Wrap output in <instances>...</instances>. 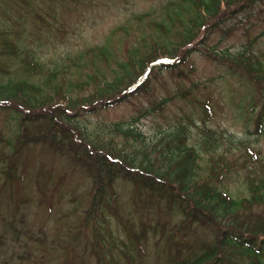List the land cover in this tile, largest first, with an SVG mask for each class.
Here are the masks:
<instances>
[{
  "label": "rangeland",
  "instance_id": "obj_1",
  "mask_svg": "<svg viewBox=\"0 0 264 264\" xmlns=\"http://www.w3.org/2000/svg\"><path fill=\"white\" fill-rule=\"evenodd\" d=\"M170 1L0 0V90L23 81L51 98L37 108L20 92L0 96V264H181L214 245L209 225L182 226L177 210L125 176L133 168L128 155L142 157L131 149L138 141L114 135V123L133 127L156 165L160 152L151 144L184 129L186 145L199 150L197 175L233 198L248 195V174L264 175V94L244 65L219 54L264 56V0H222L217 17L224 22L201 31L204 44L190 52L175 39L196 8L181 4L187 7L168 17ZM131 56L142 62L119 86L95 92ZM162 56L175 65L150 66ZM107 97L112 104L82 111ZM69 98L87 101L69 105ZM59 109L79 114L66 120ZM56 128L70 132L69 141L52 142ZM206 133L218 136L219 149L203 148ZM75 139L82 141L76 153ZM88 147L111 161L113 179L85 158ZM249 211L264 215L262 206ZM248 217L233 221L239 228ZM224 254L231 255L223 264H244L234 246H224Z\"/></svg>",
  "mask_w": 264,
  "mask_h": 264
},
{
  "label": "trees",
  "instance_id": "obj_2",
  "mask_svg": "<svg viewBox=\"0 0 264 264\" xmlns=\"http://www.w3.org/2000/svg\"><path fill=\"white\" fill-rule=\"evenodd\" d=\"M175 1L168 2L163 8L168 17L180 13V9L187 7L182 6L185 3H189L190 6L188 7L192 8L194 6L196 8L194 12H191L187 21H182L181 28L177 30L178 39L175 40L182 44L181 47L188 46L189 49L186 52L193 51L196 46L204 44L205 41L202 39V35H200L201 31H203L205 35V32L218 27L220 23L222 24L224 22H219L221 21L220 17H217L222 0ZM256 1L260 0H245V3L248 4ZM177 17L178 20L182 19L179 16ZM174 22L175 20H170V23ZM170 23L168 26H170ZM160 25L162 24H158L157 27H161ZM156 46L161 45L156 44ZM149 49L156 51L154 45L149 47ZM211 50V53H217L213 48H211ZM213 53L211 55L212 58L215 56ZM219 54L222 58L232 59V61L244 65V68L242 67V69L253 81L256 82L258 86L257 91L264 94V56L257 58L243 54L242 52H237L233 54V57L231 58L228 54ZM175 61L176 60L173 58L162 56L159 59L150 62V66L170 68L175 65ZM141 62L140 58L131 56L126 62L118 63L116 77L110 82L106 81L98 83L95 92L99 91V93H104L107 90L110 91L115 89V86H119L121 76L125 74L127 75L133 66L139 65ZM52 76L53 75L47 77V80L52 81ZM134 89L135 88L132 90ZM44 90L46 89L39 88L32 83L23 81L13 82L9 80L5 86H2L0 96L4 95L3 98L9 99L10 96L20 92L29 103L34 104L33 106L42 108L46 103L48 104L51 101L50 94H44ZM62 93L64 95L68 94L66 90H62ZM109 97L105 98L106 100L103 101L104 103L99 100L95 101L94 105H92L93 102H91L90 107H81L83 108L82 111L87 109L91 111L93 109L95 110V105L112 104L113 102L108 99ZM73 99L69 98V105H78L87 101V98H82L78 103ZM205 108L208 111V107ZM67 110L69 111L67 112ZM67 110L62 111L59 109V114H56L64 116L66 120L71 119L72 116L77 117L79 114L77 111L75 113H69L70 109ZM47 111L48 109L43 113H46ZM52 113H54V111ZM45 117L46 114L40 115V118ZM26 119L24 118V120ZM10 120H12V118ZM55 121L56 123L59 122L58 127L62 126V120L60 118L59 120L55 119ZM258 124L259 126H262L260 119L257 120V125ZM109 127L111 131L114 132V135L124 137L125 140L131 139L135 140V142L138 141V145L134 144L131 149L135 150L133 152L138 153L142 159L136 161L134 158L137 157H133L136 155H128V157H131V162H128V165L133 166V168H129L131 173L128 175L125 174V176L132 175V180L134 182L154 194L160 202H164L169 208L177 210L182 216V226L186 225V227H192L197 223L200 224V226L207 228L209 225L213 232L216 233L217 240L212 247H203L199 256L181 264H223L224 256L228 258L231 255H223L224 246H234L241 255L244 264L245 260L243 259L249 260L248 264H264V215L258 216L255 214L251 216L249 211L254 206L264 207V175L256 176L251 173L248 174L244 181L248 190V195L233 198L226 192L222 185L206 182L197 175L195 161L200 156L199 150L195 146L186 145L185 138L187 135L184 129L181 128L178 130L175 128L171 136L169 134L162 135V137H160V146L151 144V149L160 152V160L158 161L159 165H156L154 160L147 155V146L140 141L141 135L136 132L133 127L122 126V123H114ZM55 132L54 135L50 136V140L57 144L62 145L64 144V141L67 142L71 138L70 132L68 131L66 132L65 130L56 128ZM77 141L80 140L75 139L72 141L71 150L74 153L79 151V146H76L75 143ZM203 142V148L205 147L207 150L211 148H214V150L219 149L218 136L213 135L212 133H206V139L204 138ZM161 146L163 149L160 150ZM90 149L91 147H88V149L84 150L83 154L85 155V158L93 160L97 166L98 164L101 165L105 171H109V174L106 175L108 179H113L116 172L109 170L112 165L111 161H108L99 155L96 156L97 154L93 155L94 151ZM125 158L126 156L124 159ZM220 163L223 167H227V164L223 161H220ZM114 165L117 169H121L123 163H117ZM121 171L124 173L123 170ZM217 182L220 183L218 180ZM98 188L99 187H97V190ZM97 195L98 198L101 197V195ZM242 214H249V217L238 228L233 219ZM216 222H226L228 227L222 229L216 225ZM229 261L230 260H227V262Z\"/></svg>",
  "mask_w": 264,
  "mask_h": 264
}]
</instances>
